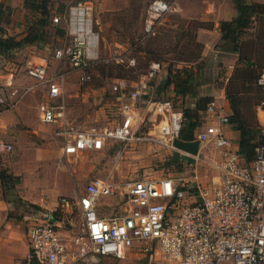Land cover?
Listing matches in <instances>:
<instances>
[{
	"label": "built area",
	"instance_id": "built-area-1",
	"mask_svg": "<svg viewBox=\"0 0 264 264\" xmlns=\"http://www.w3.org/2000/svg\"><path fill=\"white\" fill-rule=\"evenodd\" d=\"M172 11L173 5L165 0L151 1L145 34L153 35ZM61 19L56 16L54 21ZM65 21V44L51 57L32 54L25 62L27 75L46 91L39 118L55 127L53 136L63 157L103 151L117 143L125 147L120 155L127 147H144L161 162L175 163L174 153L180 152L178 162L189 173L173 176L149 170L125 181L91 179L77 195L60 197L61 214L37 216L28 225L29 251L13 264H98L104 259L126 260L134 252L143 264H264V141L248 162L218 123L196 132L190 141L200 143L196 154L179 150L175 142L181 139L185 113L172 99L156 97L165 62L152 59L146 70L139 71L130 54L122 62L136 76L109 78L108 89L117 102L114 119L84 126L71 115L64 98L69 72L52 73L51 65L67 63L77 72L80 86L86 87L100 58V34L86 3L69 7ZM258 85L264 93V71ZM32 90L25 87L26 92ZM6 104L8 96L0 90V105ZM258 109L264 111V97ZM206 111L219 116L215 101ZM11 149L0 143V150ZM200 162L209 169L203 176ZM106 208H118L119 213L100 214Z\"/></svg>",
	"mask_w": 264,
	"mask_h": 264
},
{
	"label": "rangeland",
	"instance_id": "rangeland-1",
	"mask_svg": "<svg viewBox=\"0 0 264 264\" xmlns=\"http://www.w3.org/2000/svg\"><path fill=\"white\" fill-rule=\"evenodd\" d=\"M153 0H27L31 4L50 6L54 13L51 15L50 24L44 29L42 33V40L37 43L38 50H45L43 55L51 57L54 49L61 47L65 44L66 39L64 37H56L54 34L57 28L66 26L65 13L68 8L77 5L79 3H86L90 7V13L93 19V25L95 31L100 34V47H99V60L94 63L92 67L93 80L86 87H81L78 81L67 83L66 92L67 95L74 96V102L78 105V108H84L88 105V110L92 100V91L90 89H96L99 87H107L108 105L103 109V119L92 121H83L82 123L91 128L103 123H108L114 119L113 111H116L117 102L115 97L109 92V78L112 75L119 76H136L132 71L127 68L126 64L122 62V58L127 54L134 56L138 61L137 70H146L149 62L152 59H162L166 65L173 68L179 64V62L194 61L200 58L201 43L197 38V31L200 23L188 24L187 21L182 18L171 16L169 13L161 19L156 27V31L153 35H146L144 30V23L147 13V8ZM169 3H174L177 0H165ZM247 2V0H243ZM264 2L258 4L262 7H257L249 19V21H243L244 27L240 29L239 44L242 58L244 63L249 62L252 66L251 73L257 78L258 73L264 70ZM111 5L117 8L115 11L110 9ZM63 11V12H60ZM54 16L61 17L59 22L54 21ZM174 21V22H173ZM176 22V27L171 28L169 25ZM47 47V48H46ZM238 64V62H236ZM52 72L58 73L60 69L66 68L69 65L67 63H58L53 61ZM242 67V64L238 66ZM0 69L6 72L14 74V78L17 83L20 84L22 79H28V75L25 69V61L19 59L18 55L12 53L0 54ZM250 73V74H251ZM25 75V76H24ZM246 75V74H245ZM28 76V77H27ZM30 78V77H29ZM237 78L239 75L237 73ZM31 81L33 78H30ZM37 83V82H36ZM240 83V82H239ZM13 85H0V90L8 96L7 90H12ZM16 89V88H15ZM18 89V87H17ZM19 90V89H18ZM89 90L86 104L82 102L80 93ZM20 91V90H19ZM250 92V91H249ZM259 88H252V92L246 94L245 97V116L247 122L252 125L254 131L258 130L254 116V104L259 101L261 96ZM44 92L34 91L33 96H30L29 107L32 109L31 120L37 125L40 131L46 134L54 132L55 127L52 125H45L39 118V106L44 102ZM91 97V98H90ZM96 99L99 97L97 92ZM2 105H0V108ZM10 108L11 106H5ZM6 108H3L6 109ZM74 116V115H73ZM30 120V121H31ZM30 125L29 123H27ZM41 126H40V125ZM259 132H257L256 140L258 141ZM22 146L20 149L0 150V171L4 170L8 174H12V165L21 166L27 161H45L47 153L53 145V141L47 137L41 138L32 142L28 136L23 137ZM18 148V144L16 145ZM122 144L115 143L114 145H108L103 151H87L80 155L70 156L68 158L62 157L60 161L54 164L52 162H42L40 167H37L32 174H26L27 179H23V176H16L19 179H10L2 183V197H0L5 203V230L4 237L8 243H12L13 250L16 253V260H22L27 245H26V229L27 224L25 217L27 211L30 208V201L25 200L22 197L21 187L25 183L28 184L26 189L30 191L31 182L34 183V178L40 177L41 180L55 179L56 173H64L68 175V178L59 179L60 183L65 185L70 182L76 190H83L86 184L94 178H105L115 181H125L132 178H138L145 171H152L156 173L158 171H167L173 176H178L181 172L189 173V168L183 164L175 165L171 162H161L159 157H156L149 149L132 148L127 147V150L120 155V150L124 151ZM207 151V150H206ZM192 164V162H190ZM18 168V167H16ZM21 167L23 173H26V169ZM200 170L202 176L208 173V168L205 164L200 162ZM157 175V174H155ZM154 175V176H155ZM71 177V178H70ZM204 178V177H203ZM206 179V178H205ZM25 189V190H26ZM23 189V192L25 191ZM26 194V193H24ZM27 195V194H26ZM63 195V192L57 198ZM107 203H114V199H107ZM31 209V208H30ZM33 210V209H32ZM36 216H41L44 212L41 210H33ZM37 213V215H36ZM118 208H106L101 209L102 215H114L118 214ZM66 232V231H64ZM15 260V261H16ZM98 264H143L141 255L134 252L126 260H100Z\"/></svg>",
	"mask_w": 264,
	"mask_h": 264
},
{
	"label": "crops",
	"instance_id": "crops-1",
	"mask_svg": "<svg viewBox=\"0 0 264 264\" xmlns=\"http://www.w3.org/2000/svg\"><path fill=\"white\" fill-rule=\"evenodd\" d=\"M264 2V0H177L173 5V11L171 16L185 19L188 24L200 23L197 31L198 41L201 43V54L200 58L194 61L179 62L176 65V76L180 77V83L178 90L175 85L171 84V67H170V83L167 87L164 98H171L177 96L182 102L183 107L200 122L192 134L195 136L199 129H204L209 124L220 123L224 134L232 141L233 149L240 150V139L241 132L236 129L231 123L230 118L233 115L232 106L227 96V87L232 80V76L238 66L241 65L240 53L236 52L233 47L223 40V29L222 24L232 23L240 16L241 5H255ZM27 0H0V25L4 29V33H0L2 37H14L17 40H24L29 34L33 33L36 37V42L30 45H23L20 48L10 50L2 53H12L18 55L19 59L27 61L32 54L43 55L45 50H38L37 43L42 40V33L44 29L50 24V17L54 13L50 6H47L49 16L45 17L44 13L40 9L31 8L27 4ZM264 4V3H263ZM119 8L111 5L110 9L114 11ZM63 12V11H60ZM56 17V16H54ZM47 20L45 26H41L40 21L42 19ZM174 22V21H173ZM169 25L171 28L176 27V22ZM64 31L63 35H60L58 31ZM56 37H64L66 39L65 26L57 28L54 32ZM47 48V47H46ZM238 62V64H236ZM59 71H68L67 81L65 83L64 98L69 106L71 115L77 119L84 121H92L103 119V109L107 107L109 99L107 98V87H99L96 89H90L92 91V100L90 111L86 104L88 95L90 96L89 90L81 92L82 102L86 104L84 108H78V105L73 101L74 96L66 92L67 83L78 81L77 72L71 71L68 66L62 68ZM52 72V70H51ZM0 69V85L7 84L13 85L12 90H7L8 104L2 105L0 108V143L4 142L11 145L12 149H20L22 146L23 137L32 139V142L41 140L43 137H47L52 140L53 145L47 153L45 161H27L21 166L12 165V174L14 177L23 176V179H27L26 174H32L35 172L37 167H40L42 162H47L52 165L63 157V151L59 143L56 142L53 133L46 134L38 129L34 121L31 120L35 117L32 113V109L29 107L30 96L34 94V91L44 92L46 99V91L37 85L31 77L28 79H22V82L17 83L14 78V74L6 72ZM54 73V72H52ZM165 75V74H164ZM25 76V75H24ZM159 80V79H158ZM20 90H18L17 89ZM25 87H33L32 91L26 92ZM16 88V89H15ZM17 90L16 93L11 95V92ZM97 92L99 97L96 99ZM91 98V97H90ZM209 101H215L218 107L219 116L216 117L209 114L206 109ZM45 101V100H44ZM207 103V104H206ZM5 106H11L6 108ZM259 106V105H258ZM3 108H6L3 110ZM40 114V113H39ZM256 119L258 123L264 127V111L256 108ZM31 120V121H30ZM81 121V120H80ZM82 122V121H81ZM29 123L30 125H28ZM40 125V124H39ZM84 125V124H83ZM41 126V125H40ZM85 126V125H84ZM87 127V126H86ZM18 144V148L16 145ZM215 157L219 158L218 153L213 152ZM57 162V163H58ZM178 165V164H177ZM18 167V168H16ZM23 167L26 173L21 170ZM211 173L214 174V170L210 169ZM68 178L67 174L56 173L55 179L41 180L40 177L34 178V183L31 182L30 191H28L25 183L21 187L22 197L25 200H29L30 205L33 204L36 207L28 209V213L25 217L26 224L29 225L36 217L33 210H41L44 212L41 216L53 217L56 213L59 215L63 212L64 207L60 204V199L57 197L63 192L62 196H75L83 190H76V188L66 183L62 186L59 179ZM71 178V177H70ZM23 189L25 190L23 192ZM26 193V194H24ZM0 197H2V183L0 176ZM5 203L0 198V264H13L16 260V253L13 250L12 243H8L4 237L5 230ZM33 209V210H32ZM37 215V213H36ZM28 226L26 229V245L23 259L26 257L29 251V239H28ZM6 236V235H5ZM16 260V261H15Z\"/></svg>",
	"mask_w": 264,
	"mask_h": 264
},
{
	"label": "trees",
	"instance_id": "trees-1",
	"mask_svg": "<svg viewBox=\"0 0 264 264\" xmlns=\"http://www.w3.org/2000/svg\"><path fill=\"white\" fill-rule=\"evenodd\" d=\"M31 8L34 9H40L44 13L45 17L49 16V11L46 5H36L31 4L30 2L27 3ZM262 7V5H241L240 7V16L238 19L232 23H224L222 24V29L224 32L223 40L226 43H229L233 49L236 52L240 53V56L242 55L240 45L239 44V36H240V29L241 27H244L245 24H243V21H249L251 16L253 15L255 9L257 7ZM0 17H1V11H0ZM47 24L46 18L42 19L40 21L41 26H45ZM60 35L64 34V31H58ZM0 33H4L3 27L0 25ZM36 37L33 36V33L29 34L24 40H17L14 37H2L0 35V52H8L13 49H17L22 47L23 45H30L36 42ZM240 61L242 64V67H239L235 70L232 80L230 84L227 87V96L230 100L233 115L230 118V123L241 132V139H240V153L243 155L246 161L250 162L255 157V149L258 145L262 144L264 141V136L262 135V126L258 123L256 119V108L261 103L264 97L263 89L258 85V79L261 75V73L264 71L262 70L260 73H258L257 78L254 77L253 73H251L253 70H251L252 66L249 62L244 63V58L242 56L240 57ZM177 69L171 66V84L176 86V89L179 88L180 83V77L176 76ZM237 73L239 75V78H237ZM251 73V74H250ZM246 74V75H245ZM111 77V76H110ZM240 82V83H239ZM255 87V89L259 88L260 92L262 93L259 101L254 104V118L256 121V125L258 127L257 131H254L251 124L247 122V118L245 116V95L252 92V88ZM179 91V90H178ZM250 91V92H249ZM169 99H172L175 103V106L178 108H181L185 113V122L184 126L181 131L180 138L184 141H191L194 139V135L192 134L193 130L198 127L200 124L199 120L195 117H193L184 107L182 102L175 97H171ZM211 101L208 100V104ZM206 103V104H207ZM208 106V105H206ZM257 132H259L258 141L256 140ZM175 165H179L181 163L175 162ZM1 181L2 183L4 181H8L10 179H19V177H14L13 175L8 174L6 171L1 170L0 171ZM31 207L39 208L38 206H35L31 204Z\"/></svg>",
	"mask_w": 264,
	"mask_h": 264
},
{
	"label": "water",
	"instance_id": "water-1",
	"mask_svg": "<svg viewBox=\"0 0 264 264\" xmlns=\"http://www.w3.org/2000/svg\"><path fill=\"white\" fill-rule=\"evenodd\" d=\"M169 83H170V66L165 64L163 74L159 78L157 85H156V97L158 99L164 98L163 96L166 94V90H167ZM175 144L179 150L186 151L191 154H196L200 146L199 141L190 142V141H184L182 139L176 140ZM173 159L176 162L180 161L181 159L180 152H175Z\"/></svg>",
	"mask_w": 264,
	"mask_h": 264
}]
</instances>
